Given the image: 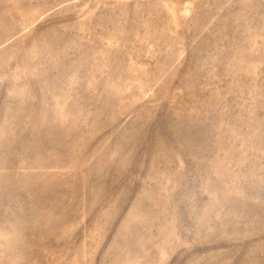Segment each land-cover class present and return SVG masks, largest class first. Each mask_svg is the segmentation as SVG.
Returning <instances> with one entry per match:
<instances>
[{"label": "rangeland", "instance_id": "374dc122", "mask_svg": "<svg viewBox=\"0 0 264 264\" xmlns=\"http://www.w3.org/2000/svg\"><path fill=\"white\" fill-rule=\"evenodd\" d=\"M0 264H264V0H0Z\"/></svg>", "mask_w": 264, "mask_h": 264}]
</instances>
